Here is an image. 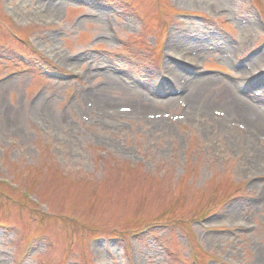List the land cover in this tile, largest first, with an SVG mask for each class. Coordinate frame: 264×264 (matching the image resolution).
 Listing matches in <instances>:
<instances>
[{
	"label": "rangeland",
	"instance_id": "rangeland-1",
	"mask_svg": "<svg viewBox=\"0 0 264 264\" xmlns=\"http://www.w3.org/2000/svg\"><path fill=\"white\" fill-rule=\"evenodd\" d=\"M49 1L0 0V264H135L127 238L144 228L141 264L219 255L264 264V201L245 207L264 191V127L251 133L218 91L231 87L264 112V0H62L48 13ZM172 39L190 43L179 47L190 53L178 63L184 74L213 78L198 96L218 115L192 112L186 95L158 96L189 87L161 80ZM40 66L72 77L49 78ZM115 66L121 84L104 72ZM245 66L254 76H241ZM137 90L148 109L134 105ZM92 91L108 105L94 104ZM240 221L254 229L233 251L227 233L204 236Z\"/></svg>",
	"mask_w": 264,
	"mask_h": 264
},
{
	"label": "bare ground",
	"instance_id": "bare-ground-1",
	"mask_svg": "<svg viewBox=\"0 0 264 264\" xmlns=\"http://www.w3.org/2000/svg\"><path fill=\"white\" fill-rule=\"evenodd\" d=\"M177 1L179 4H187V2H185V0H177ZM213 1L217 2V0H213ZM56 3H58L57 4L58 6H64V7L66 4L62 0H51L49 6L46 8V12L52 13V10H53L54 6L56 5ZM43 7H45V6H42V8ZM55 9H56V7H55ZM98 11H100L101 13L103 12V10H99V9H98ZM35 12H36V15H39V14H42L44 12V10H41L39 12L37 10ZM252 32H254V30L248 31V33H252ZM208 37L209 36H207V38H205V39L200 40L201 42L193 41L194 43L193 42L191 43L193 48L194 49L195 48L197 49V47L205 48L206 43H207L206 40H208ZM209 42L210 41H208V44H209ZM189 45H190V43L188 41H180L179 39H172L171 42L169 43L170 49L171 50L175 49L174 51L176 52V55H174V56L177 58H181L182 60H186L188 57H190L189 56L190 53L188 55L185 54L186 52L181 53L183 51L179 50V47H188ZM184 51H186V50H184ZM259 56H264V52L263 53L259 52L258 57ZM255 58H253L252 61ZM80 59L82 60L83 57L81 56ZM192 62L194 63V61H192ZM166 71H167L166 74L168 75V77L173 78V80H175L177 82H181L182 80H185V81H187V83H189V87H188V89H186L184 95H186V98L189 101L190 109L192 112H197L201 115H207V116L209 114H213V116L218 115V114H216L217 113L216 111L213 112L211 110L212 106H210V104L206 105L204 103H199V96L198 95H200V94L203 95L204 90H206L205 88H207V85L209 84V82H211L213 80L212 77L201 78V79L190 78V77L186 76L181 71V68L177 64L172 65L170 60H168V62H167ZM104 72H105V74L108 75V78H110L112 80V82H114V83L121 84L120 81H123L122 78L119 77V75H118L119 70L116 67H113V68L106 67L104 69ZM240 73L242 74L241 76H244L245 78L254 76L253 73H250V68H248V66L243 67V69L240 71ZM255 81L261 82L262 78L257 77V80H255ZM165 84L167 86V85H169V82L165 81ZM154 85H156V84H154ZM218 91L219 92L221 91L222 96H224L226 99H228L229 101L232 102L231 103V105H232L231 110L233 111L232 115H234V116L239 115L241 118H243L248 123L249 131L251 133H253L254 135L257 134V132L255 131V128L257 127V125H258V128L260 126L264 127V112L257 111L256 108L253 109L251 106H249L247 104V102L243 100L242 97H240L239 95H237L233 92L231 87L224 86V87L218 89ZM137 94H138V96H137L138 102H135L134 105H138L140 108H142L140 110L148 109L144 104H146V103L151 104L152 100L150 98H148L146 96V94L141 90H137ZM102 96H104V95L101 94L100 91H97V92L92 91L89 94L90 100L94 104H96V105L103 104V106L108 105V104H106V103H108L106 101V98L102 97ZM172 100H173V98H172ZM172 100H169V101L172 102ZM120 109H121V107H120ZM40 114L46 120L48 118L49 108L44 107L41 110ZM239 116H237V117H239ZM12 117H13L14 121H17L16 120V117H17L16 114L12 115ZM213 119H214V117H213ZM257 135H259V134H257ZM253 140H254V138H253ZM253 140L250 139V141H252V142H253Z\"/></svg>",
	"mask_w": 264,
	"mask_h": 264
}]
</instances>
